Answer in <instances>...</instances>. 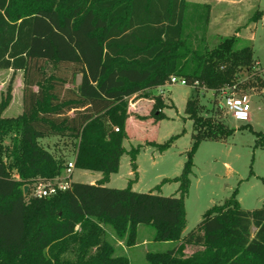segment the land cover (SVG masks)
I'll return each mask as SVG.
<instances>
[{"label":"trees","instance_id":"trees-1","mask_svg":"<svg viewBox=\"0 0 264 264\" xmlns=\"http://www.w3.org/2000/svg\"><path fill=\"white\" fill-rule=\"evenodd\" d=\"M209 13L210 5L186 0H0V70L24 72L23 115L0 119V264H131L116 255L103 228L113 227L132 246L141 225L154 228L156 242L203 248L187 260L170 250L149 254L151 264H264V206L245 210L232 198L207 211L183 237L191 158L179 178L180 197L104 186L127 153L132 97L154 101L151 113L160 121L165 103L150 91L171 77L219 96L240 71H250L253 50L236 49V38L207 47ZM192 30L202 36L193 38ZM49 64L56 73L46 79ZM185 111L194 122L193 147L233 134L224 123L198 117L194 99ZM11 131L21 138L8 165L1 141ZM46 136L70 139L75 168L102 173L99 183L75 182L67 192L28 202L25 185L54 180L67 167L41 145ZM129 153L136 171L139 148ZM69 252L75 260L64 259Z\"/></svg>","mask_w":264,"mask_h":264},{"label":"rangeland","instance_id":"rangeland-1","mask_svg":"<svg viewBox=\"0 0 264 264\" xmlns=\"http://www.w3.org/2000/svg\"><path fill=\"white\" fill-rule=\"evenodd\" d=\"M199 1L210 5L207 47L212 49L224 38L234 37L237 40L236 49L251 47L254 53L253 65L249 72L245 69L240 71L233 86L226 87L224 94L219 96L202 84L196 88L180 83L172 84L169 79L166 85L151 90L152 97H159L165 103V117L160 121L154 119L149 111H135L131 101L136 102L139 97H132L129 101V112L135 121L141 117V125L129 122V137L123 142L127 153L121 160L119 176L112 180V187L125 189L131 186L132 190L140 193L151 192L180 197L179 178L184 174L191 158V166L185 173L189 180L185 195L186 234L197 227L207 211L214 206L225 204L232 198L237 199L245 210L252 211L264 206V0ZM189 25L191 29H195L196 24ZM189 32L193 34V38L202 36L200 31ZM55 73L54 64H49L44 70L46 79ZM21 77L24 79V72L8 73L7 70H0L2 120H16L24 113L21 103L24 88L20 90L19 86ZM232 93L249 97V122L236 121L224 108V96ZM189 99L197 101L198 117L212 120L215 126L224 123L233 129V134L222 140H202L193 147L196 142L193 137L196 134L194 122L185 111ZM200 128L204 130L203 127ZM214 129L219 130V127ZM48 137H52L53 141L45 142ZM48 137L39 139L41 145L50 149L54 157L63 158L67 163L72 161L69 160L70 157H75L72 141L66 138L56 139L55 136ZM20 138V133L15 131L2 137L3 161L8 165L14 162L10 154ZM150 141L156 144L148 145ZM169 142L168 149L160 152L158 146ZM137 148L140 153L136 159L137 170L133 171L129 152ZM13 172L18 178V173L14 170ZM64 175L63 171L55 179L63 178ZM72 180L76 183L93 181L95 184L100 181L78 170L74 171ZM35 181L25 185L29 187L28 193L25 194L28 202L32 198L29 193ZM109 181L104 186H107ZM144 227L146 228H138L132 246H127V239L119 240L113 227L106 226L103 229L106 240L115 246L116 255L125 256L131 264H151L147 259L149 254H162L169 250L174 252L175 258L187 260L203 250L200 246L185 244L181 240L168 244L156 242L154 228L149 225ZM65 258L75 260L76 256L69 252Z\"/></svg>","mask_w":264,"mask_h":264},{"label":"built area","instance_id":"built-area-1","mask_svg":"<svg viewBox=\"0 0 264 264\" xmlns=\"http://www.w3.org/2000/svg\"><path fill=\"white\" fill-rule=\"evenodd\" d=\"M172 84L180 83L187 86L188 81L186 78L173 76L170 79ZM198 84V83H197ZM197 86V85H196ZM195 86V87H196ZM224 94V93H223ZM225 104L224 108L233 116L236 121L249 122L250 115V101L247 95H237L235 93L227 94L224 96ZM119 132L120 129L116 128ZM75 170V159L68 161L67 167L64 171L63 178H57L54 180H37L33 188L30 191L32 198H50L56 196L59 193L67 192L72 188V176Z\"/></svg>","mask_w":264,"mask_h":264},{"label":"crops","instance_id":"crops-1","mask_svg":"<svg viewBox=\"0 0 264 264\" xmlns=\"http://www.w3.org/2000/svg\"><path fill=\"white\" fill-rule=\"evenodd\" d=\"M187 2H189V3H192V4H207V2H205V1H199V0H186ZM7 72L9 73V72H11V73H13V72H23L22 70H19V71H14L13 69H9V70H7ZM81 83V78L80 77H78V79H77V85H79ZM19 86H20V90H22L23 88H24V79H23V77H21V82L19 81ZM150 96H151V91H150ZM23 97H24V93H23V90H22V95H21V98H22V100H23ZM133 98H136V97H133ZM132 102V108H134L135 109V111H149V112H151L152 111V109H153V104H154V101H152V100H150V99H138V101H136V102H133V101H131ZM21 103L22 104H24L23 103V101H21ZM22 109H23V105H22ZM132 110V109H131ZM134 111V110H133ZM140 112V113H141ZM140 116H144V117H146L147 116V114H139ZM133 122V123H139L140 125H141V122H139V120H134L133 119V117H130V119H129V122ZM129 122H128V124H129ZM128 127V126H127ZM128 133V132H127ZM56 137V139H60V137H57V136H55ZM128 137H129V134H128ZM55 139V140H56ZM54 140V141H55ZM49 141H53V139H52V137H48V138H46L45 139V142H49ZM47 149V148H46ZM48 151H50L51 153H52V151L50 150V149H47ZM123 158V157H122ZM74 160L75 159V157L74 156H72V157H70L69 158V160ZM122 162V161H121ZM75 170H78V171H81V172H84V173H87V174H89L90 176H92L93 177V179H96V180H101L102 178H103V174L102 173H100V172H93V171H86V170H80V169H76L75 168ZM74 170V171H75ZM120 170H121V167H120ZM121 171H119L117 174H112L111 176H110V181H109V183L107 184V186L106 187H110V188H117V187H112V184H113V181L112 180H114V178H116V177H118L119 176V173H120ZM94 174V175H93ZM72 183H75L73 180H72ZM86 184H95V182H93V181H91L90 183H86ZM117 189H121V188H117ZM139 228H146V227H144V225H141V226H139ZM187 228V227H186ZM187 234H186V229H185V231H184V236H186ZM165 244H168V243H165Z\"/></svg>","mask_w":264,"mask_h":264},{"label":"water","instance_id":"water-1","mask_svg":"<svg viewBox=\"0 0 264 264\" xmlns=\"http://www.w3.org/2000/svg\"><path fill=\"white\" fill-rule=\"evenodd\" d=\"M28 190H29V187H28V186H25V188H24V192H25V194L28 193Z\"/></svg>","mask_w":264,"mask_h":264}]
</instances>
